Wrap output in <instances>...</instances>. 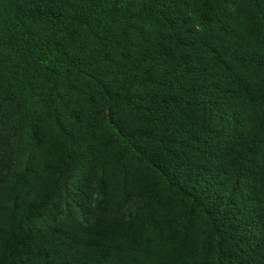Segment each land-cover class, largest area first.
<instances>
[{
  "label": "trees",
  "instance_id": "obj_1",
  "mask_svg": "<svg viewBox=\"0 0 264 264\" xmlns=\"http://www.w3.org/2000/svg\"><path fill=\"white\" fill-rule=\"evenodd\" d=\"M0 264H264V0H0Z\"/></svg>",
  "mask_w": 264,
  "mask_h": 264
}]
</instances>
